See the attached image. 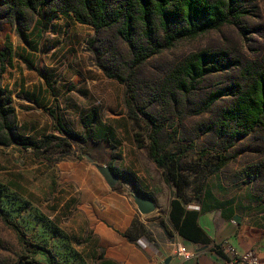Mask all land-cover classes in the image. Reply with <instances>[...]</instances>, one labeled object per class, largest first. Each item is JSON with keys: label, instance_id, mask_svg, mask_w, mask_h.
<instances>
[{"label": "rangeland", "instance_id": "obj_1", "mask_svg": "<svg viewBox=\"0 0 264 264\" xmlns=\"http://www.w3.org/2000/svg\"><path fill=\"white\" fill-rule=\"evenodd\" d=\"M240 5L245 14L232 24L195 39L176 41L171 48L133 64L131 49L113 30L92 33L81 27L75 42L66 43V35L60 38L45 29L37 41L29 33L35 20L42 17V11H49L50 7L35 5L28 9L15 0H0V51L13 48L16 69L3 63L0 87L11 85L17 122L32 127L34 134L49 135L54 131L46 111L17 97L15 81L20 79L28 91L36 90L40 80L45 82L44 73H51L53 80L60 82L59 89L67 93L66 88L73 87L71 96L75 97L78 87L85 85L76 80L70 82V75L81 61H86L99 71L95 84L97 99L106 108V116L115 126L121 144L118 152L87 146L73 147L68 155L55 151L42 155L12 145L0 146V264H36L30 255L32 245L50 250L63 262L80 258L79 264H93V243L84 241L92 232L89 224L106 212L108 205L104 199L110 192L131 200L135 189L125 174L129 170L132 174L142 172L145 177L139 175L140 187L145 191L151 187V192L166 196L165 205L168 204L171 186L165 184L161 170L149 156L147 131L151 126L141 113H137L139 128L135 131L133 121L131 126L130 120H126L123 103L126 91L136 107L162 126L155 138L161 154L174 155L177 159L182 182L176 195L182 202L205 201L212 192L218 200L235 203L237 213L247 216L250 223H263L264 120L262 125L241 136L233 134L240 133L241 128L223 120L239 97L245 80L264 70V0H243ZM133 37L136 43H142L140 29L134 31ZM201 51L221 54L226 68L205 76L189 92L178 90L172 73ZM105 72L118 75L124 84L110 81ZM215 93H220L219 98L206 106ZM62 100L60 96L44 104L61 114L63 108L58 105L64 107ZM222 122L228 126L221 127ZM131 129L144 139L146 150L133 153ZM110 155L121 157L110 163L120 176L114 187L108 186L86 157L108 167L105 164L110 161ZM219 155L226 162L215 173ZM148 216L153 217L150 222L158 233L160 225L167 229L165 211L157 214L154 211ZM14 227L21 233V239ZM134 229L137 233L143 231L137 225Z\"/></svg>", "mask_w": 264, "mask_h": 264}, {"label": "trees", "instance_id": "obj_2", "mask_svg": "<svg viewBox=\"0 0 264 264\" xmlns=\"http://www.w3.org/2000/svg\"><path fill=\"white\" fill-rule=\"evenodd\" d=\"M25 8L31 9L35 5L49 6L50 13L71 14L74 20L81 25L93 28L95 33L113 30L122 38L133 53L132 63L140 64L154 54L171 48L176 41L191 40L210 31L218 30L232 24L245 14L240 7L243 0H15ZM42 11L41 16L46 12ZM140 29L142 43L134 41V31ZM143 42L145 46L143 45ZM92 43V42H91ZM222 55L201 51L186 59L172 73L178 90L189 92L194 85L205 76L224 70ZM3 63L9 67L11 56L8 48L0 51V76L4 73ZM246 75L249 76L247 72ZM106 78L124 84L123 80L111 72H105ZM246 79V78H245ZM126 91L124 106L127 117L133 121L134 131L139 128L137 113H141L150 124L148 129L149 156L155 166L162 171L165 184L175 188V196L179 198L181 182L180 174L176 168L177 159L174 155L160 153V145L155 138L162 126L146 116L141 108L136 107L135 100ZM220 93L210 96L206 106L214 103ZM48 115L53 120V130L58 136L49 134L37 140L20 135L17 131L14 109L11 97L5 89L0 87V146H15L22 150H31L35 153L46 155L52 151L68 155L73 146H85L90 141L111 143L106 133L97 129V115L94 111L86 113L81 118V131L74 132L65 126L64 120L57 111L47 109ZM223 120L233 122L234 127L241 128V132H233L241 136L243 132L252 130L262 125L264 120V70L257 71L245 85L231 109L227 110ZM222 122L221 127H227ZM103 134V135H102ZM134 141L138 148H142L144 139L134 133ZM59 150V151H57ZM225 158L218 156V164L214 172L225 164ZM113 174L117 175L109 165ZM117 171V170H116ZM126 176V175H125ZM127 179L135 186V181L129 176ZM200 200V199H199ZM169 218L178 233L193 242L206 246L209 238L197 226V212L184 211L178 200H172ZM0 217L2 212L0 211ZM4 222L6 220L4 219ZM21 239V233L14 227ZM87 243V238L84 239ZM30 255L36 264H67L55 257L50 250L39 245H32ZM101 256L98 257V260ZM100 264H110L102 263Z\"/></svg>", "mask_w": 264, "mask_h": 264}, {"label": "crops", "instance_id": "obj_3", "mask_svg": "<svg viewBox=\"0 0 264 264\" xmlns=\"http://www.w3.org/2000/svg\"><path fill=\"white\" fill-rule=\"evenodd\" d=\"M81 27H86L93 33L91 27L78 24L71 14L46 12L43 17L35 20L29 35L35 36L38 41L41 40L40 34L42 35L44 33L43 31L47 29L53 35H60V38H64L63 35H66V43L67 40L69 42H75V36L79 34L78 28ZM23 40L26 42V36H23ZM71 46L76 47L75 43H72ZM8 49L11 56L9 68L16 70L14 67V50L13 48ZM26 62L30 61L28 60ZM44 74L47 76L43 78L45 82L40 80L41 83L37 86L36 90L30 89L28 91L27 87L21 84L20 79L18 82L15 81L13 86H17V88H14L16 89V95L18 94L17 97H20L30 105L47 111L48 108L44 103H47L49 100L52 102L62 96L63 100L61 104L64 107L61 105H58V107L63 108L61 116L65 126L74 132L81 131V118L86 113L94 111L97 115V129L101 133H106L111 143L90 141L85 146L73 147H77L78 149H83L87 146L94 147L95 149L103 147L110 151H121V144L115 134V126L111 125L108 119L109 115L106 116V108L97 99L99 93L96 92L97 85L95 84L100 77L99 71L86 61L79 63V66L75 68V72L70 75V82H75L74 80H76L85 86L83 88L78 87L77 91H75V97L71 96L74 92L73 87L66 88L67 93H65V91L59 89L61 85L58 86V84L60 82H55L53 80L54 77L50 75L51 73L45 72ZM52 82L55 84H52ZM90 84H93L92 88L89 87ZM10 87L11 85L4 86L3 89H5L12 100L14 93L10 90ZM13 109L17 131L20 135L33 140H37L45 135L43 132L34 134L32 127L23 126L21 123H18L16 119L17 111L14 107ZM126 120L129 121L128 118ZM51 122H53L52 118ZM129 122L131 125V121ZM131 131L133 153L136 154V150L139 152L146 150V144L142 148L137 147L134 141L133 129ZM49 134L58 136L55 131ZM122 156L124 155L122 154ZM86 157L87 160L92 161L91 164L93 166L105 167L98 160H94L88 156ZM118 157L121 158L118 155H110V161L105 165L109 166L110 163H114V160ZM131 169L135 172L133 168ZM119 170L117 169V171ZM121 172L125 171L122 170ZM125 174L135 181V186H133L134 191L153 202L156 214L163 211L167 213V229L165 230L160 225L158 226V233L153 228L155 225L150 222V219L153 217H142L131 200H128L124 195L110 192L111 195L104 199L108 205L106 212L100 214V217L97 216V219L94 218L93 221L91 220L89 225L91 226L92 232L85 236L88 243H93L92 253L94 257H91L93 264H100L99 262H107L110 264H226V260L230 257V254L225 252V249L228 247L238 256L247 251L256 250L259 262L264 264V220L263 223H250L247 216L237 213L235 203L218 200L212 192H210V196L205 201L199 200L198 202L184 203L175 196V189L171 184L168 185L171 186L170 192H172V195H169L168 204L165 205L166 196L162 197L160 194L151 192V187L148 188V191L140 187L138 177L140 174L143 175L142 172L132 174L129 170ZM147 186L145 185V187ZM172 200H178L184 211L198 213L197 226L209 238V243L206 246L199 242L187 240V238L178 233L169 218L171 211L170 203ZM234 217H238L239 221H236ZM135 225L141 226L143 231L137 233L134 229ZM176 245L185 246L188 251L194 253V257L188 261H183L175 255ZM99 256H101L100 260H98ZM166 261L168 262L166 263ZM79 263L80 258H77V260L70 259L67 264Z\"/></svg>", "mask_w": 264, "mask_h": 264}, {"label": "water", "instance_id": "obj_4", "mask_svg": "<svg viewBox=\"0 0 264 264\" xmlns=\"http://www.w3.org/2000/svg\"><path fill=\"white\" fill-rule=\"evenodd\" d=\"M89 161L92 162L91 160ZM94 167L103 177V179L105 180V182L108 184L109 187H114L118 183L119 181L118 176L113 174L108 167H101L98 165H94ZM130 199L132 203L135 205L138 213L142 216H147L152 212H154L155 210V206L151 200L139 195L135 191L131 192ZM234 219L236 221H239L238 217H234ZM167 262L168 261H166V263Z\"/></svg>", "mask_w": 264, "mask_h": 264}, {"label": "built area", "instance_id": "obj_5", "mask_svg": "<svg viewBox=\"0 0 264 264\" xmlns=\"http://www.w3.org/2000/svg\"><path fill=\"white\" fill-rule=\"evenodd\" d=\"M225 252L230 254L229 258L226 260V264H261L257 257L256 250H250L246 253L238 256L231 248H226ZM175 255L181 258L183 261H188L194 257V253L188 251L183 245H176Z\"/></svg>", "mask_w": 264, "mask_h": 264}, {"label": "bare ground", "instance_id": "obj_6", "mask_svg": "<svg viewBox=\"0 0 264 264\" xmlns=\"http://www.w3.org/2000/svg\"><path fill=\"white\" fill-rule=\"evenodd\" d=\"M88 190V189H87Z\"/></svg>", "mask_w": 264, "mask_h": 264}]
</instances>
